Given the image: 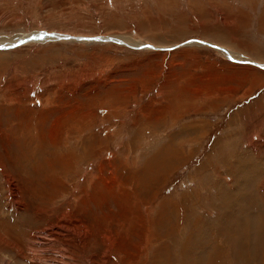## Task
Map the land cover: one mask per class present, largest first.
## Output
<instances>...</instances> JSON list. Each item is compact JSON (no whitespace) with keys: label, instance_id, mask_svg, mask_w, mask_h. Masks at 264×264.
<instances>
[{"label":"rangeland","instance_id":"obj_1","mask_svg":"<svg viewBox=\"0 0 264 264\" xmlns=\"http://www.w3.org/2000/svg\"><path fill=\"white\" fill-rule=\"evenodd\" d=\"M256 39L264 0H0V264H264Z\"/></svg>","mask_w":264,"mask_h":264},{"label":"bare ground","instance_id":"obj_2","mask_svg":"<svg viewBox=\"0 0 264 264\" xmlns=\"http://www.w3.org/2000/svg\"><path fill=\"white\" fill-rule=\"evenodd\" d=\"M46 35V34H45ZM48 36H51L52 38L54 37V35L52 36V34H47ZM46 35V36H47ZM64 36H69V35H61L59 38H65ZM71 38L69 39V38H65V39H69V40H75V41H78V42H85V41H87V42H89V40H84V39H78V37H82V36H70ZM86 38V37H85ZM102 39H104V40H98V41H108L107 39H108V37H102ZM112 39H114V40H110V41H119L120 43H122V44H124L125 42H123V41H121L120 39H118V38H113L112 37ZM96 41V40H95ZM92 42V41H91ZM197 42H199V43H201V44H209V45H212V46H214L215 48H217V46H215L214 44H211V43H208V42H204V41H197ZM187 43V42H186ZM185 43V44H186ZM16 44H19L18 42H15L14 43V45H16ZM3 46H5V45H3ZM152 46V45H151ZM218 49V48H217ZM224 51H226L224 48H222ZM220 50V49H219ZM223 51V52H224ZM230 52V51H229ZM226 52V54L228 53V55L229 56H232L233 54L230 52ZM233 57V56H232ZM235 57V56H234ZM236 58V57H235ZM234 59V58H233ZM7 175V174H6ZM3 176H4V174H3ZM3 179L4 180H6V183H7V185L8 186H10V187H12L11 185H12V183L11 182H9V179H8V176H6V178L5 177H3ZM13 189H15L14 187H12ZM16 190V189H15ZM20 192V191H19ZM233 226V225H232ZM225 241V240H224ZM228 243V242H227Z\"/></svg>","mask_w":264,"mask_h":264},{"label":"water","instance_id":"obj_3","mask_svg":"<svg viewBox=\"0 0 264 264\" xmlns=\"http://www.w3.org/2000/svg\"><path fill=\"white\" fill-rule=\"evenodd\" d=\"M37 34V33H36ZM37 36V37H36ZM36 36H34V37H30V40L31 41H35L34 39H37L38 40V38H43L44 36H41V37H38V35H36ZM67 38H71L70 36L69 37H67ZM78 39H84V40H89V42H95V40L96 41H98V40H104V39H102V37H100V36H93V37H78ZM27 40V39H26ZM36 40V41H37ZM108 41H110V40H114V39H112V37H108V39H107ZM43 41V40H42ZM194 42H197L198 40L197 39H194L193 40ZM22 42L23 41H18V43H21L22 44ZM103 42V41H102ZM190 42V41H189ZM182 45V44H181ZM10 46H13V45H10ZM0 48H2V46H0ZM138 49H141V48H143V47H141V46H138L137 47ZM218 49H220V50H223L222 48H220V47H217ZM228 54V53H227ZM229 56V55H228Z\"/></svg>","mask_w":264,"mask_h":264},{"label":"crops","instance_id":"obj_4","mask_svg":"<svg viewBox=\"0 0 264 264\" xmlns=\"http://www.w3.org/2000/svg\"><path fill=\"white\" fill-rule=\"evenodd\" d=\"M259 39V41H261V38H258ZM258 39H256V41H250L249 40V44H251V46H254V48L253 47H251V52H253L254 53V56L256 57V58H258V57H264V54L262 53H260V54H258V51L257 52H255V50L256 49H258L256 46H258ZM238 41V40H237ZM256 42V43H255ZM245 43H247V42H245ZM255 43V44H254ZM264 45V44H263ZM244 49L247 51L248 50V48L246 49V44H244ZM261 51L262 52H264V46H262V48H261ZM228 52V51H227ZM262 59H264V58H262Z\"/></svg>","mask_w":264,"mask_h":264}]
</instances>
